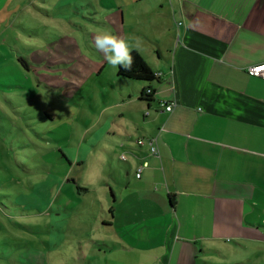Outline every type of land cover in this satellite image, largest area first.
Wrapping results in <instances>:
<instances>
[{"label": "crops", "instance_id": "crops-1", "mask_svg": "<svg viewBox=\"0 0 264 264\" xmlns=\"http://www.w3.org/2000/svg\"><path fill=\"white\" fill-rule=\"evenodd\" d=\"M1 5L2 13L9 8L16 14L43 12L47 21L41 26L49 40L55 36L48 32L51 26L68 18V11L79 21L87 12L90 22L128 41L126 32L142 23L139 54L160 79L130 81L110 65L124 85L117 89L121 97L113 94L112 103L94 111L78 159L71 155L84 165L91 158L99 173L97 184L67 177L69 168L64 169L62 160L71 167L74 161L62 149L58 163L53 167L48 162L42 171L46 166L47 175L64 171L63 181L47 177L29 196L8 199L9 208L0 206L8 214L3 216L13 220L43 213L47 234L63 236L53 246L58 249L73 214L64 206L71 205L68 196L76 195V189L79 199L94 192L93 207L81 206L84 225L92 221L95 231L78 240L81 264H260L264 79L249 69L264 63V0H5ZM32 30L39 34L32 28L25 31L37 46ZM88 46L91 54H74L75 60L86 57L85 68L75 71L99 76L109 64L95 41ZM17 59L31 72L23 56ZM148 87L154 91L151 103L141 99ZM160 101L177 106L172 113L160 112ZM143 138H157L159 157L137 143ZM44 150L38 153L46 158L51 152ZM143 163L147 166L138 179ZM41 190L47 191L43 198L37 193ZM10 207L16 212L10 213ZM3 228L0 217V236ZM31 252L28 259L36 260Z\"/></svg>", "mask_w": 264, "mask_h": 264}, {"label": "rangeland", "instance_id": "rangeland-1", "mask_svg": "<svg viewBox=\"0 0 264 264\" xmlns=\"http://www.w3.org/2000/svg\"><path fill=\"white\" fill-rule=\"evenodd\" d=\"M3 9L0 7V13ZM40 9L44 7L40 6ZM68 12V18H62L57 26H51L48 32L55 34L51 35V40L46 38L49 33L45 34V28L41 26V21H47L43 12L16 14L14 9L9 8L0 14V206L4 204L9 208L8 199L29 196L32 187L47 177L50 182L63 181L64 171L47 175L48 166L42 171L48 162L53 163L54 167L59 157H62V149L74 161L71 167L65 159L62 160L64 169L69 168L67 177L81 184L92 182V185H96L98 182V169L93 168L91 158L87 165L77 160L81 140L86 127L91 125L88 118L92 116L94 121V111H99V106L102 109L107 103H112L113 94L120 99L117 89L124 85L118 83L116 69L110 65L105 66L99 76H82L75 71L76 67L85 68L86 57L75 60L74 54H91L88 45L95 41L93 33L103 34L108 29L90 22L87 12L84 21L75 19V13ZM137 14L143 20V11ZM14 23L16 26H13ZM86 23L91 26H85ZM29 28L39 31L36 34L32 30L35 35H32L33 39L38 43L34 45L37 46L31 44L34 43L30 38L31 33L25 31ZM141 33L142 23L126 32L131 43L138 40L143 44ZM63 34H67L69 39H61ZM28 43L32 46H28ZM19 56L29 62L31 72L18 61ZM113 80L116 81L113 83ZM43 150L46 154L49 151L51 153L43 158L38 153ZM76 154L77 159L72 158ZM52 171L59 170L52 168ZM105 180L109 181L106 177ZM46 192L41 190L37 193L43 198ZM79 192L76 189V195ZM54 193L58 195L60 190ZM76 195L68 196L71 202L69 207L64 204L73 214L69 219L63 247L58 249L53 246L63 236L47 234V217L43 213L11 220L3 216L8 214L0 208V217L4 222V234L0 236V264H81L78 240L82 239L85 232L89 238L95 232L92 221L84 225L83 220L86 218L82 216V207L92 208L95 195L91 192L84 199ZM62 200L67 202L66 199ZM19 210L22 215V208ZM15 212V208L10 210V213ZM55 219L60 222L61 218L57 216ZM30 250L35 253L33 256L36 260L28 259ZM260 258V264H264V254Z\"/></svg>", "mask_w": 264, "mask_h": 264}, {"label": "clouds", "instance_id": "clouds-1", "mask_svg": "<svg viewBox=\"0 0 264 264\" xmlns=\"http://www.w3.org/2000/svg\"><path fill=\"white\" fill-rule=\"evenodd\" d=\"M95 47L103 53L109 65L131 71L134 64L132 52L136 51L139 54L141 43L137 40L130 44L125 38L105 31L95 36Z\"/></svg>", "mask_w": 264, "mask_h": 264}, {"label": "trees", "instance_id": "trees-1", "mask_svg": "<svg viewBox=\"0 0 264 264\" xmlns=\"http://www.w3.org/2000/svg\"><path fill=\"white\" fill-rule=\"evenodd\" d=\"M134 57V64L131 71H125L122 68H118V76L128 79L130 81H141L147 84L153 83L154 81H159V77L156 76L153 69L146 63L143 57L138 54L136 51L132 52ZM24 64V62L21 60ZM153 90L148 87L142 90L141 99L149 103L154 101L152 95H148V90Z\"/></svg>", "mask_w": 264, "mask_h": 264}, {"label": "built area", "instance_id": "built-area-1", "mask_svg": "<svg viewBox=\"0 0 264 264\" xmlns=\"http://www.w3.org/2000/svg\"><path fill=\"white\" fill-rule=\"evenodd\" d=\"M249 72L253 76L260 77V78L264 79V63L251 67L249 69ZM147 92H148V95H152L153 96V94H154V91L151 90V89L148 90ZM176 106H177V102H175V101H172V102L160 101V103H159L160 112H165V113H172ZM138 144L140 146L147 145V147L149 149V153L151 155L156 156V157L160 156V151H159L158 144H157V138H151V139H149L147 141L140 140V141H138ZM121 159L122 160H126L125 155H122ZM146 166H147V164L143 163V165L138 168V171H137V174H136V177L138 179L141 178L143 169Z\"/></svg>", "mask_w": 264, "mask_h": 264}]
</instances>
